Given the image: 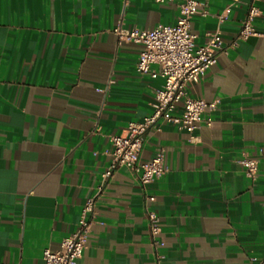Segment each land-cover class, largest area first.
<instances>
[{"label":"crops","instance_id":"0c3cea01","mask_svg":"<svg viewBox=\"0 0 264 264\" xmlns=\"http://www.w3.org/2000/svg\"><path fill=\"white\" fill-rule=\"evenodd\" d=\"M252 2L256 34L237 39ZM180 3L0 0V264H43L95 196L75 264H264V0H207L190 19L196 46L219 31L226 50L187 91L214 102L211 124L149 128L141 159L162 152L166 170L144 189L125 168L103 180L109 136L151 114L163 84L113 29L173 25Z\"/></svg>","mask_w":264,"mask_h":264},{"label":"built area","instance_id":"2783aa9c","mask_svg":"<svg viewBox=\"0 0 264 264\" xmlns=\"http://www.w3.org/2000/svg\"><path fill=\"white\" fill-rule=\"evenodd\" d=\"M154 1L164 3L167 0ZM206 1L181 0L173 25L157 24L152 28L135 26L123 28L119 25L113 29L119 41L141 44L142 48L135 62L138 74L149 75L152 78L159 76L163 79V84L154 90L151 114L139 122H130L127 125L129 130L127 135L109 136L108 152L111 164L104 172L103 180L110 178L117 168H125L144 189L149 182L166 170L162 152H157L148 161L141 159L145 133L149 128L159 130L161 122H169L180 130L193 132L202 122L211 124L210 117L205 114L212 110L214 102L192 97L187 92L191 85L202 79L206 71L215 65L219 55L226 51L219 31L207 33L203 44L197 46L194 44L195 34L190 31L189 22L195 14L206 15L204 9ZM257 14L258 8L252 2L242 21L237 39H245L256 34L252 22ZM239 163L247 177L256 178L258 174L256 158L244 155ZM96 197L89 199L82 208L77 231L65 237L59 248L43 250V264H75L82 256L91 229V216ZM148 200H153V197L149 196ZM146 216L150 233L156 236L160 230L159 218L150 209H146Z\"/></svg>","mask_w":264,"mask_h":264}]
</instances>
